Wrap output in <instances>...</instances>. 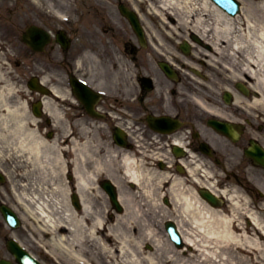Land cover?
<instances>
[{
	"label": "bare ground",
	"instance_id": "1",
	"mask_svg": "<svg viewBox=\"0 0 264 264\" xmlns=\"http://www.w3.org/2000/svg\"><path fill=\"white\" fill-rule=\"evenodd\" d=\"M130 1L135 8L145 9L141 14L143 19L151 17L159 24L152 44L158 55H165L164 49L171 40L182 39L181 44L190 43L194 47L192 55L177 53L186 68L200 72L201 67L195 63L200 60L201 64L217 69L224 81V91L235 95L234 105L246 114V120L254 123L264 121V0L243 2L242 11L237 14L230 13L215 0ZM207 45L211 49H207ZM245 81L250 82L251 95L236 89L238 83ZM208 82V79L203 82V88L209 90ZM8 98L6 88L5 93H0V108L5 106V114H0L3 125H0L3 129L0 130V139L5 141L7 151H14L21 170L17 176L19 179L13 180L11 186L15 197L26 210L30 231L52 262H264V221L249 201L248 206L242 202L243 195L236 189L231 192L224 188L221 191L229 200V205L223 208L213 205L192 190L186 191L181 187V182L174 180L171 186L174 202L172 215L178 219L177 224L185 242V246L179 248L166 236L159 235L149 218L142 213L141 198L126 189L119 176L113 179L119 186L123 211L118 212L107 203L103 205V201L87 194L95 176L106 167L92 153L88 141L81 143L77 137L69 138L74 153L71 163L66 159L67 148L61 147L57 140L48 141L29 126L31 121L25 117L24 103L11 106ZM90 157L96 158L91 165L87 161ZM123 162L122 167H108V172L123 170L128 180L141 184L144 173L130 157H124ZM70 164L73 165L74 180L81 193V209L72 205L70 189L65 184ZM30 175L36 176L35 184L31 185V181L25 179ZM263 185L262 182L261 188ZM147 191L152 195V188L148 186ZM59 192L63 197L58 195ZM147 242L153 243L154 247L146 248Z\"/></svg>",
	"mask_w": 264,
	"mask_h": 264
},
{
	"label": "flooded vegetation",
	"instance_id": "2",
	"mask_svg": "<svg viewBox=\"0 0 264 264\" xmlns=\"http://www.w3.org/2000/svg\"><path fill=\"white\" fill-rule=\"evenodd\" d=\"M103 30L110 41L94 33L92 51L70 36L68 49L54 40L41 55L38 75L47 87L60 92L47 98L57 102L61 126L73 127L79 136L110 137L114 146L115 135L123 136L128 146L121 148L123 153L134 155L139 166L169 171L166 188L176 178L201 182L200 188L213 183L221 189L233 182L250 199L257 194L262 202L264 194L255 185L264 183V168L232 162L241 156L252 160L245 151L253 142L264 146V135L255 137L253 122L234 105L235 98L228 102L223 94L209 93L186 81L179 71L173 79L150 54L142 56L143 46L135 35L138 47L134 46L127 29L124 33ZM13 48L0 46V87L5 77L15 82ZM24 67L26 76L27 69H36L27 65V53ZM73 78L85 81V86L74 87ZM262 128L259 125L260 133ZM4 184L0 182V212ZM2 260L16 264L7 237L0 241V264Z\"/></svg>",
	"mask_w": 264,
	"mask_h": 264
},
{
	"label": "rangeland",
	"instance_id": "3",
	"mask_svg": "<svg viewBox=\"0 0 264 264\" xmlns=\"http://www.w3.org/2000/svg\"><path fill=\"white\" fill-rule=\"evenodd\" d=\"M44 2L43 5H37L36 2H34L33 0H0V20H1V27L0 28V33L5 31V32H14L16 33V31H21L25 21H31L33 20L34 22H39L43 19V16H46L49 18L50 23L56 26L61 25L62 21L60 20L61 18L59 17H54L52 15H50L49 13L53 14V10L54 8L52 6H50V1L51 0H41ZM97 1H103V0H97ZM94 2H91V0H86L83 3L80 4V6H78V8H76L75 6H66L64 4L61 3V1H58L56 3L55 8L61 12L64 16H68V20L74 24L78 23V22H90L91 21V17H93L92 15H96L99 17L102 16H107L109 18V20H113V22H115V19L113 17H120V14L118 13L117 10V6H116V0H105L104 6H100L98 5L97 7L93 6ZM49 9V10H48ZM143 11L145 12V9L143 8ZM78 19H81V21H78ZM149 19V18H148ZM120 22V21H118ZM150 22L153 24H150L152 26H154L156 23L151 19ZM117 26V25H115ZM150 26L151 32H154V28ZM156 27H158L157 25H155ZM83 27V31L85 34L84 35V39L86 41L87 38H89L91 36V33L95 31H99V29H97L95 27V29L93 28L92 31L88 30L84 25H82ZM154 30V31H153ZM100 32V31H99ZM102 37V35H101ZM174 47H177L176 44H174ZM210 75L214 78V81H217L218 84L223 81L222 78L219 76L218 72L215 71L214 69H211L210 71ZM23 79L18 78V76L16 77V88H17V95H16V103L19 102V100H21V98L19 97V94H22V89H23ZM20 89V90H18ZM61 135V134H60ZM58 138L61 139V137H56L55 139L58 142ZM92 139H96L95 137H93ZM95 142V141H94ZM1 144V142H0ZM13 158L14 161L16 160L14 152H13ZM12 159V158H11ZM13 160V159H12ZM9 161V160H8ZM12 162L10 161V166L12 167ZM115 165V164H113ZM16 171H19V165H17L14 168ZM113 174L116 175V173L114 172ZM120 174L123 176V173L120 172ZM25 179L27 181H31V185L32 183L35 184V181L37 180L36 176H26ZM67 179V177H66ZM65 179V180H66ZM122 181H125V178L123 176ZM58 195L62 196V194L59 192ZM63 195H65L63 193ZM63 197V196H62ZM106 203H108V201H105ZM108 205V204H107ZM160 209V208H159ZM24 211V210H23ZM160 211H162V209H160ZM162 213L159 212L157 215H147V217L149 218V220L151 221L152 225L155 227V229L158 230V233L160 236L167 237V233L164 229V227H162V222L163 220H165L164 218L166 217L165 215H161ZM167 218V217H166ZM159 219V220H158ZM24 223H25V227L21 228V230H23L24 232H27V247L39 258H44V254H43V250L40 248L39 244L36 243L37 238L32 234V232L30 231V229L28 228V224H27V220L24 219ZM149 243V242H148ZM146 243L145 246L148 244ZM151 245L154 246L153 243H151ZM43 259V260H44ZM95 259H97L95 257ZM49 264H58L56 262H52V260H48ZM94 261V260H93ZM98 264V261L97 263ZM262 264H264V262H262Z\"/></svg>",
	"mask_w": 264,
	"mask_h": 264
},
{
	"label": "water",
	"instance_id": "4",
	"mask_svg": "<svg viewBox=\"0 0 264 264\" xmlns=\"http://www.w3.org/2000/svg\"><path fill=\"white\" fill-rule=\"evenodd\" d=\"M129 15H130V14H129ZM130 16H131V15H130ZM110 192H111L112 195H113V199H114L115 204L118 205L113 187H111ZM21 255H22V257H23V260H24L25 264H35V262H33V261L30 260L29 256H27V254H21Z\"/></svg>",
	"mask_w": 264,
	"mask_h": 264
}]
</instances>
